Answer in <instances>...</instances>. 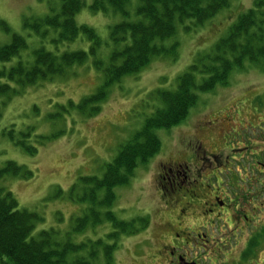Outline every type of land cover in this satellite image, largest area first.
<instances>
[{
	"label": "trees",
	"instance_id": "1",
	"mask_svg": "<svg viewBox=\"0 0 264 264\" xmlns=\"http://www.w3.org/2000/svg\"><path fill=\"white\" fill-rule=\"evenodd\" d=\"M90 1L56 0L52 3L53 0H48V12L43 16L25 15L20 31H14L6 21L0 20V30L9 38L0 45L2 106L25 87L68 77L76 66L90 63L102 75V85L95 94L77 103L68 100L66 105L57 104L59 110L51 116L57 120L66 109L67 113H82L87 108V116H97L110 87L138 74L153 59L175 54L178 43L168 46L164 42L174 37L179 25L186 31L202 27L221 11L229 9L235 0ZM86 7L113 20L107 26L106 38L92 26L77 22L76 15ZM82 36L90 44L88 49H69ZM63 44H67L64 51L61 50ZM25 54L28 57L22 60ZM247 64L264 67V0H254L250 8L235 18L223 38L210 50L199 52L187 70L178 75L174 89L158 88L148 95L149 102L154 99L161 106L145 119L142 129L121 146L116 157L105 164L102 177H81L72 185L67 193L70 201H90L84 215L74 220L72 230L65 233L58 228L37 231L38 223L43 221L41 215L21 209L13 193L0 185V264H114L120 239L136 236L150 226L147 215L118 219L110 210L116 200L114 189L128 185L135 171L147 166L160 153L162 141L158 131L179 126L197 104L200 93L223 88L229 83L232 72L243 71ZM84 118L88 117L84 115ZM12 129L5 133L9 141L31 155L38 154V147L27 140L30 129L18 139ZM60 135L62 133L37 136L38 145L44 146ZM33 176V171L14 160L0 165V181L8 177L29 180ZM103 226L109 227L106 239L73 241L75 236L86 234L88 230L96 233L94 230Z\"/></svg>",
	"mask_w": 264,
	"mask_h": 264
},
{
	"label": "rangeland",
	"instance_id": "2",
	"mask_svg": "<svg viewBox=\"0 0 264 264\" xmlns=\"http://www.w3.org/2000/svg\"><path fill=\"white\" fill-rule=\"evenodd\" d=\"M253 1L235 0L230 3L229 9L221 11L202 27L186 31L183 25H179L174 37L164 42L168 46L178 43L175 54L153 59L138 74L128 76L110 87L107 100L100 104L102 111L97 116H87L88 108L82 113H67L66 109L57 120L51 116L59 110L57 104L66 105L68 100L77 103L83 97L95 94L102 85V75L90 63L76 66L68 77L39 81L21 89L4 106L1 105L3 100H0V165L14 160L34 173L29 180L8 177L0 181V185L13 193L21 209L41 215L43 221L38 223L37 231L58 228L65 233L72 230L74 220L82 217L90 205V201H70L67 193L72 185L81 177L103 176L105 164L116 157L121 146L130 141L142 129L145 119L161 106L154 99L149 102L148 95L158 88L174 89L178 75L187 69L199 52L210 50L223 38L235 18L241 11L250 8ZM47 2L0 0V20L6 21L14 31H20L25 15L43 16L48 12ZM76 20L95 28L102 38L108 36L107 26L113 22L109 16L93 13L88 7L76 15ZM8 40V36L0 30V45ZM47 46L50 48V45ZM66 46L63 44L61 50L64 51ZM89 46L82 36L69 49L85 50ZM26 57L27 54L23 55L22 60ZM245 66L243 71L232 72L225 87L200 93L197 104L189 110L181 125L158 131L162 141L161 152L152 159L149 167L140 166L128 185L114 189L116 200L110 210L118 219L129 220L142 215L150 219L148 229L136 236L120 239L114 264H129L127 249H133L145 237L157 236L160 231L159 216L165 204L155 186L158 185L156 164L165 157L188 159L186 153L194 152L198 146L201 147L198 152H206L207 155L215 150L221 151L229 119L241 122V118L245 119L252 113V108L264 110V67ZM260 118L262 120H257L256 126L264 130V118ZM11 129L16 131L17 139L30 129L27 140L30 145L38 147V154L31 155L9 141L5 133ZM258 132L263 138L257 141L264 143V132ZM58 133L62 135L44 146L38 145L37 136ZM237 138L238 135L233 134L230 139L235 141ZM235 163V174H238L242 166L238 161ZM261 178L264 182V175ZM57 190L63 192L57 193ZM101 195L102 192L99 197ZM108 229V226L97 227L94 230L96 233L88 230L86 234L75 236L73 241L79 243L88 238L103 239Z\"/></svg>",
	"mask_w": 264,
	"mask_h": 264
},
{
	"label": "flooded vegetation",
	"instance_id": "3",
	"mask_svg": "<svg viewBox=\"0 0 264 264\" xmlns=\"http://www.w3.org/2000/svg\"><path fill=\"white\" fill-rule=\"evenodd\" d=\"M248 115L229 119L221 151L198 146L156 164L160 232L127 249L129 264H264V110Z\"/></svg>",
	"mask_w": 264,
	"mask_h": 264
}]
</instances>
